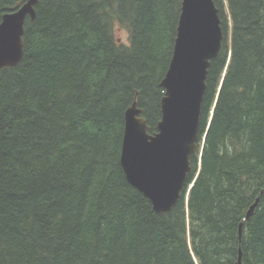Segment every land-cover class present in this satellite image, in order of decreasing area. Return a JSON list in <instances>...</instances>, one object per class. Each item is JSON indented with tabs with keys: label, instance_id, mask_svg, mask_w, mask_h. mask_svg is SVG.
Listing matches in <instances>:
<instances>
[{
	"label": "trees",
	"instance_id": "obj_1",
	"mask_svg": "<svg viewBox=\"0 0 264 264\" xmlns=\"http://www.w3.org/2000/svg\"><path fill=\"white\" fill-rule=\"evenodd\" d=\"M214 1L198 151L157 213L121 165L125 112L158 132L183 0H38L0 70V264H264V0Z\"/></svg>",
	"mask_w": 264,
	"mask_h": 264
},
{
	"label": "water",
	"instance_id": "obj_2",
	"mask_svg": "<svg viewBox=\"0 0 264 264\" xmlns=\"http://www.w3.org/2000/svg\"><path fill=\"white\" fill-rule=\"evenodd\" d=\"M37 3L27 0L17 11L4 15L0 70L21 61L24 25L28 17L35 19ZM223 40L215 1L183 0L172 59L160 83L164 96L158 132L149 134L147 120L136 103L125 112L121 165L128 182L149 199L157 213H168L176 205L191 172L190 158L198 151L208 69ZM258 202L259 198L240 227L251 218ZM236 264H242V253Z\"/></svg>",
	"mask_w": 264,
	"mask_h": 264
},
{
	"label": "rangeland",
	"instance_id": "obj_3",
	"mask_svg": "<svg viewBox=\"0 0 264 264\" xmlns=\"http://www.w3.org/2000/svg\"><path fill=\"white\" fill-rule=\"evenodd\" d=\"M116 35L122 41H124V42L128 41V32L125 29L117 28L116 29Z\"/></svg>",
	"mask_w": 264,
	"mask_h": 264
},
{
	"label": "bare ground",
	"instance_id": "obj_4",
	"mask_svg": "<svg viewBox=\"0 0 264 264\" xmlns=\"http://www.w3.org/2000/svg\"><path fill=\"white\" fill-rule=\"evenodd\" d=\"M241 228V227H240Z\"/></svg>",
	"mask_w": 264,
	"mask_h": 264
}]
</instances>
